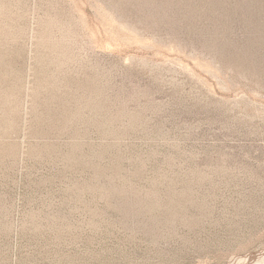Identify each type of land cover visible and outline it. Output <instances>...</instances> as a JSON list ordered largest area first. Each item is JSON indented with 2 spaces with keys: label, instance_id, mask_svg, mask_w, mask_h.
Returning a JSON list of instances; mask_svg holds the SVG:
<instances>
[{
  "label": "rangeland",
  "instance_id": "rangeland-1",
  "mask_svg": "<svg viewBox=\"0 0 264 264\" xmlns=\"http://www.w3.org/2000/svg\"><path fill=\"white\" fill-rule=\"evenodd\" d=\"M0 264H264V0H0Z\"/></svg>",
  "mask_w": 264,
  "mask_h": 264
}]
</instances>
